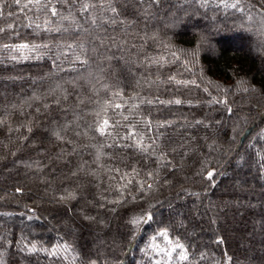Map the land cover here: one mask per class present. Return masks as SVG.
<instances>
[{
  "label": "trees",
  "instance_id": "trees-1",
  "mask_svg": "<svg viewBox=\"0 0 264 264\" xmlns=\"http://www.w3.org/2000/svg\"><path fill=\"white\" fill-rule=\"evenodd\" d=\"M25 3L0 9V264H163L149 245L168 247L152 239L164 229L189 255L170 264H264V0H244L245 13L195 0L81 13L53 0L65 20ZM157 97L182 104L146 103ZM109 101L152 121L151 133L136 129L145 146L159 135L152 155L103 147L113 137L95 121L128 123L104 111ZM115 167L140 174L117 191ZM146 213L151 221L131 223Z\"/></svg>",
  "mask_w": 264,
  "mask_h": 264
},
{
  "label": "snow or ice",
  "instance_id": "snow-or-ice-1",
  "mask_svg": "<svg viewBox=\"0 0 264 264\" xmlns=\"http://www.w3.org/2000/svg\"><path fill=\"white\" fill-rule=\"evenodd\" d=\"M141 4H144L148 2V0H139ZM195 2L200 3L201 7H208L210 4L215 5L217 8H223L225 10L228 9H233L236 10L240 13H245V8L243 7L244 0H195ZM14 3L16 5L21 4V0H14ZM56 3L59 4H71L73 6L79 4V11L81 13L87 12L90 8L95 9L98 5L100 8H102L104 11H110L113 13L117 12V8L115 6L116 0H56ZM161 3V0H150L149 7H151V4H156L159 5ZM31 4L33 7L36 8L37 11L40 12H48L52 17H59L61 20L69 19V16H64L60 13V11L57 9L55 4L53 3V0H27V3L23 5V7L27 8L28 5ZM3 7V0H0V9ZM31 10V9H30ZM71 15V12H70ZM251 15H248V19H251ZM75 22V21H73ZM113 24L116 23L115 18L112 19L111 21ZM46 24H50V20L45 21ZM92 23L95 24L96 20L92 19ZM123 23V21H121ZM36 28H41L40 24H36ZM46 31H52L51 28H46ZM0 31H3V29H0ZM55 31H60L59 28L55 29ZM67 31V29H65ZM154 39V37H151ZM111 39H115L112 37ZM4 48H9L12 47L10 45H3ZM29 46L27 44H21V45H16L15 50L20 51L21 49H26ZM33 49L41 47L40 45H33ZM43 47H48L47 45H43ZM134 47V45H133ZM175 56V53H173ZM15 59V57H13ZM24 59H27V57H24ZM79 60V57H77ZM162 59V58H161ZM82 63H87V61H81ZM153 63L159 64V60L153 59ZM169 81L175 80L174 77H169ZM139 84V82H137ZM155 83V81L153 82ZM176 84H185L187 85L189 82L188 81H175ZM191 83H195V81H192ZM207 91V89H205ZM247 91V89H245ZM114 96H123L122 92H117L113 94ZM130 99H134V97H130ZM218 103H226V101H216ZM141 103H145V100H141ZM146 103L148 105H153L154 103H159L163 104L166 107L172 104L175 105H181L182 101L180 99H174V100H160L159 97H157L155 100H147ZM107 107H111L113 110V113L115 115L122 116L123 121H127L128 123H122L121 120L114 119L113 117H109L106 119H98L95 121V126H90L93 127V130L95 132H98L100 136L102 137H113V143L112 144H106L103 145V147H108V148H129V147H135L138 148L141 153H147L148 155H152V153H149V149L152 148V145L155 144L156 140H158L160 137L157 135L155 138L151 137L149 135V139L152 140V143L148 145H144V138H145V133L137 131V125L140 123H143L144 128L147 130V133H151L153 131L152 128V121L151 120H144V121H132L130 119L129 115H124L123 112L117 113V109H123L125 107L128 108L129 113H131L134 109L138 108L139 105L137 104H132V105H127L125 104H120V103H113L112 101L107 102L106 107L104 109L105 112H107ZM229 111H231L229 109ZM97 117H99V113L95 114ZM0 123H3L0 121ZM199 123V122H198ZM172 125L169 123H161L157 127L158 128H165V127H171ZM119 128H125L127 129L125 134H121L119 131L115 132V136L113 135L112 129H119ZM133 141L134 143L132 144H123L120 143V141ZM158 147V145H157ZM153 151H155L153 149ZM109 172H115L117 175H111L109 176L110 180H116L117 176H119V180L125 181V183L120 184L117 187V191H120L121 189H128V185L133 184L134 178L136 176H139V171L133 167L130 172H121V169L119 167L115 168H109ZM149 177L152 176V173L149 172L147 173ZM214 176V172L209 171L207 173V179L211 180ZM132 177V178H129ZM137 184H139V191L141 193L145 192V190H153V185L152 184H147L146 181H136ZM146 186V188H145ZM20 189H17V192H19ZM131 190H129V193ZM123 195V193H121ZM63 199V198H62ZM135 199V197H133ZM123 202L122 200L114 201V203H121ZM153 219V216L150 213H146L145 215L135 218L131 221L133 225H138L141 222L147 223ZM159 236L163 238L166 242L168 247L166 248H161L159 245L156 244H150L149 247L152 248L154 251H156L157 255H162L165 259L163 261V264H170V262L173 259V253L176 252L177 256L176 258L180 261H189V255H188V250L185 248V246L179 242V240H173L169 237V231L168 229H164L163 231H158L156 233V236H153L152 239L155 240L156 237ZM177 249L180 251L177 252ZM65 250H67V246H65ZM30 251H36L35 246H33ZM47 251V250H45ZM52 255L56 254V251L53 250ZM155 264H162V261L157 260L155 261Z\"/></svg>",
  "mask_w": 264,
  "mask_h": 264
},
{
  "label": "rangeland",
  "instance_id": "rangeland-1",
  "mask_svg": "<svg viewBox=\"0 0 264 264\" xmlns=\"http://www.w3.org/2000/svg\"><path fill=\"white\" fill-rule=\"evenodd\" d=\"M255 41H256V40H255ZM255 41H253V40L251 41V42H252V47H253V42H255ZM247 46H248L247 43H244V45L242 46V48L245 49ZM237 47H238V46H237ZM240 49H241V48H240ZM71 214H72V213H71ZM68 218H69V219H70V218L72 219L73 216L69 214V215H68ZM48 222L50 223V226H52V227H56V225H55L53 222H51L50 219L48 220Z\"/></svg>",
  "mask_w": 264,
  "mask_h": 264
}]
</instances>
